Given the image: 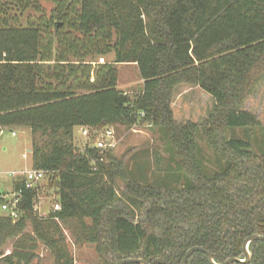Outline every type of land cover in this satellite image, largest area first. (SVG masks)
<instances>
[{
  "label": "trees",
  "instance_id": "1",
  "mask_svg": "<svg viewBox=\"0 0 264 264\" xmlns=\"http://www.w3.org/2000/svg\"><path fill=\"white\" fill-rule=\"evenodd\" d=\"M42 2L51 5L48 12ZM122 64H134L142 80L133 97L117 88ZM262 76L264 0H0V127L28 129L31 169L45 173L44 186L56 190L60 205L39 220L33 206L41 181L34 188L21 176L11 181L21 198L15 222L0 216V248L14 239L9 255L0 251V264L38 260L36 245L18 239L26 222L54 264H72L52 223L72 219L84 226L82 243L94 246L96 264H180L195 246L218 263L242 258L243 240L264 235L263 140L255 146V137L225 135L261 128L237 109ZM182 84L213 101L200 128L173 119V92ZM142 124L161 135L168 169L182 185L127 182L129 194L120 197L121 161L111 150L75 148L73 129L94 134ZM128 210L144 212V220L134 222ZM249 251L247 264H264L263 241ZM186 264L209 263L195 252Z\"/></svg>",
  "mask_w": 264,
  "mask_h": 264
},
{
  "label": "rangeland",
  "instance_id": "2",
  "mask_svg": "<svg viewBox=\"0 0 264 264\" xmlns=\"http://www.w3.org/2000/svg\"><path fill=\"white\" fill-rule=\"evenodd\" d=\"M49 11L51 5L49 3H41ZM24 19H22V22ZM113 54L103 58L104 62H110ZM142 80L139 78L137 68L134 64H122L117 66V88L131 97L137 95L142 87ZM213 101L211 97L198 87L179 85L174 89L172 96L171 109L173 119L177 124L183 125L187 122L196 124L199 128L203 125L207 116L211 112ZM239 111L248 112L256 117L261 128L254 129L250 132L243 130L228 131L225 137L246 139L247 137H255L257 144L262 143L264 149V76L252 87L242 104L238 107ZM103 130L88 133L86 136L82 134L81 128L73 129V145L80 151L88 145L93 147L97 141L103 138ZM114 137L116 146L111 150L114 157L121 161V171L125 172L123 179L116 177L115 190L122 197V194H129L125 189V184L131 182L137 186L154 185L166 186L169 188L181 187L180 175L178 172H171L169 167V156L166 152L165 144L161 139V135L157 130H152L147 124L137 125L136 127L126 129H114ZM200 131V130H199ZM14 132L15 136L10 133ZM254 132V133H252ZM92 140V141H90ZM91 142V143H90ZM200 147L205 151L204 159H208L209 166H213V157L208 151L201 139H199ZM31 136L28 129H5L0 135V172H23L31 169L30 150ZM253 153H260L256 147ZM262 149V150H263ZM26 154V158L22 155ZM121 173L120 171L116 173ZM0 182L4 188H9L11 180L0 175ZM47 179H43L38 185L37 198L33 206L35 217L42 221H48L49 215L57 200V192L53 188L45 187ZM149 204L146 202V205ZM134 222H142L144 220V212L132 211ZM0 216L4 213L0 211ZM132 217V216H131ZM52 222V221H51ZM50 223V222H48ZM56 225L55 239H61L68 258L72 259V264H96L98 257L94 251V246L89 243H82L83 225L77 220H67L65 222L53 221ZM85 225L90 226L89 220L84 221ZM52 230V229H51ZM22 237V238H21ZM28 240L36 245V255L38 260L33 264H54V257L51 252L37 239L32 232L29 222L18 239ZM9 239L6 244L0 248L3 255H9L12 250V242ZM17 241V240H16Z\"/></svg>",
  "mask_w": 264,
  "mask_h": 264
},
{
  "label": "built area",
  "instance_id": "3",
  "mask_svg": "<svg viewBox=\"0 0 264 264\" xmlns=\"http://www.w3.org/2000/svg\"><path fill=\"white\" fill-rule=\"evenodd\" d=\"M134 128V127H133ZM5 131L4 128L0 127V135ZM83 135L90 133L87 129H81ZM10 135L15 136L14 132ZM103 138L95 143L93 146L95 149L103 154L105 151L112 150L116 146V140L114 137V132L112 128H104ZM22 158H26V154L22 155ZM102 160V158H101ZM0 175L7 176L11 181H13L18 176L23 177L25 188H34L36 185L42 181L45 177V173L40 170L29 169L23 172H0ZM21 198V191L13 189L12 185L9 188H4L3 184L0 182V211L3 212L7 217L10 218L12 222L18 219V204ZM60 210V205L58 202L55 203L51 212H57Z\"/></svg>",
  "mask_w": 264,
  "mask_h": 264
},
{
  "label": "water",
  "instance_id": "4",
  "mask_svg": "<svg viewBox=\"0 0 264 264\" xmlns=\"http://www.w3.org/2000/svg\"><path fill=\"white\" fill-rule=\"evenodd\" d=\"M253 241H263L264 242V235L253 234L244 239L242 243V253H243L242 258L234 257V258L226 259L222 263H217L216 261H214V257L212 253H210L209 251H207L206 249L202 247L195 246V247H191L185 252L183 258L180 261V264H186L188 258L195 252H200L204 254L207 257L209 264H236V263L247 264L251 259V252L249 251L248 247L250 243H252ZM114 264H149V263L144 261L141 258H124V259H121L115 262Z\"/></svg>",
  "mask_w": 264,
  "mask_h": 264
},
{
  "label": "flooded vegetation",
  "instance_id": "5",
  "mask_svg": "<svg viewBox=\"0 0 264 264\" xmlns=\"http://www.w3.org/2000/svg\"><path fill=\"white\" fill-rule=\"evenodd\" d=\"M251 236V235H250ZM247 238V237H246ZM244 241V240H243ZM243 243V242H242ZM248 249H249V247H248ZM241 250H242V245H241ZM241 257H243V253H242V256ZM229 259V258H228ZM215 261V260H214ZM225 261V260H224ZM223 261V262H224ZM218 263V262H217ZM220 263H222V262H220ZM249 263V262H248Z\"/></svg>",
  "mask_w": 264,
  "mask_h": 264
},
{
  "label": "crops",
  "instance_id": "6",
  "mask_svg": "<svg viewBox=\"0 0 264 264\" xmlns=\"http://www.w3.org/2000/svg\"><path fill=\"white\" fill-rule=\"evenodd\" d=\"M103 60H102V58H100V59H98V62L100 63V62H102ZM142 82V81H141ZM3 213V212H2ZM5 215V214H4ZM10 254V253H9Z\"/></svg>",
  "mask_w": 264,
  "mask_h": 264
}]
</instances>
